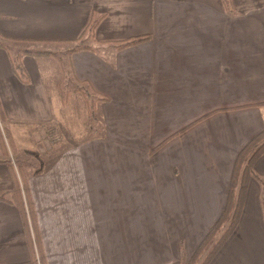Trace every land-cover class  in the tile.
Here are the masks:
<instances>
[{
  "label": "crops",
  "instance_id": "1",
  "mask_svg": "<svg viewBox=\"0 0 264 264\" xmlns=\"http://www.w3.org/2000/svg\"><path fill=\"white\" fill-rule=\"evenodd\" d=\"M142 35L150 40L116 49ZM81 36L92 50L71 53V71L110 98L100 103L105 136L28 171L46 262L186 264L224 207L237 153L264 127V0L229 9L221 0H0V39ZM0 106L2 125L53 120L42 79L22 82L1 47ZM8 147L0 195L13 185L10 166L17 173ZM253 167L264 180V154ZM263 199L251 179L235 229L208 264H264ZM29 263L19 211L0 199V264Z\"/></svg>",
  "mask_w": 264,
  "mask_h": 264
},
{
  "label": "trees",
  "instance_id": "2",
  "mask_svg": "<svg viewBox=\"0 0 264 264\" xmlns=\"http://www.w3.org/2000/svg\"><path fill=\"white\" fill-rule=\"evenodd\" d=\"M222 4L225 8L229 9L230 0H221ZM97 22L92 23L87 27L89 32H93ZM3 40V39H2ZM150 40L149 35H142L131 37L125 39L118 44H116L117 50H122L128 47L136 46L142 43H145ZM0 47L5 49L9 54V49L7 45L0 40ZM79 50H92L91 47L84 45V41L82 36L77 41V45L70 49L69 54L74 53ZM26 53L30 51L25 50ZM10 55V54H9ZM53 55V54H52ZM55 56V55H53ZM12 61V69L13 72L19 76L18 74L25 75V70L21 62H17L11 58ZM22 82L27 83L28 81L22 77H18ZM73 95L69 96V94L62 95V103L68 106V109H71L73 115L76 120H73L71 123L73 126H77V120H82L83 114L85 111L82 108V101L86 105V109L89 112L86 114V121L82 122L84 127L88 128L91 131H97L99 127L98 124H102L101 116L96 112V106L99 103L109 102L110 98L106 95L100 94L96 92L91 84L88 81H77L75 80V84L72 89ZM261 104H255V106H259ZM210 114L203 116L201 119L193 122L188 127L176 132L171 137L164 140L162 143L154 147L150 151V155L156 153L159 149H161L166 142L175 136L183 133L190 127L199 123ZM0 119L4 122L5 118L2 112V108L0 106ZM4 131L8 133L9 131L4 128ZM53 134V130L48 132V136ZM100 135H96L95 137H99ZM0 147L5 150L6 153V142L3 138L1 129H0ZM264 154V127L262 130L251 137L247 142L243 145V147L237 153L229 181V186L227 190V197L224 204V207L216 219V221L212 224V226L207 231L204 238L201 240L194 253L190 257L189 261L186 264H208L209 261L214 257L219 248L223 245L226 239L231 235L233 230L235 229L242 209L243 203L245 199V193L247 186L251 179H255L259 181L264 187V180L259 176V174L254 170L255 161ZM44 160L39 162V167H35L34 172L40 173L42 170ZM10 171L13 177V185L12 187L4 192V194L0 195V199L6 201L7 203L13 205L19 211V215L22 222V227L24 231V236L26 243L28 245L30 251V263L29 264H47L43 249L40 242V236L37 229L36 218H35V210L34 204L31 199V195L28 188V171L27 169L19 165L17 166V173L19 178L17 177V173L10 166ZM263 214H264V199H263Z\"/></svg>",
  "mask_w": 264,
  "mask_h": 264
},
{
  "label": "rangeland",
  "instance_id": "3",
  "mask_svg": "<svg viewBox=\"0 0 264 264\" xmlns=\"http://www.w3.org/2000/svg\"><path fill=\"white\" fill-rule=\"evenodd\" d=\"M0 40L7 45L10 57L22 63L25 75L18 74L20 77L27 81H34L36 77L42 79L47 89L53 112V120L50 123H8L4 125L0 123L1 132L7 146H9L8 148L11 149L10 151L15 148V156L12 152L11 156H9L10 160L15 162L16 167L22 165L27 171L35 173L34 169L39 167L41 160L45 162L52 155L58 154L74 145L105 136V125L100 111V103L96 106V112L101 116L103 125L98 124L99 129L97 131H91L82 124L88 119L85 113H89L83 101L81 103L85 113L82 120H77V126H73L71 123L76 120L73 112L62 103L63 94L73 95L72 89L76 79L71 71L69 51L77 43L41 42L34 44L11 43L6 40ZM25 50L30 52L26 53ZM4 128L9 132L6 133ZM51 130H53V134L50 138L48 132ZM96 135L100 136L95 137Z\"/></svg>",
  "mask_w": 264,
  "mask_h": 264
}]
</instances>
